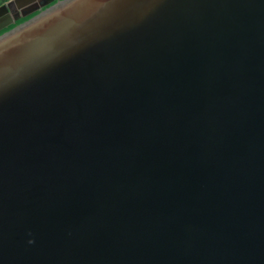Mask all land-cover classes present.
I'll use <instances>...</instances> for the list:
<instances>
[{
  "label": "water",
  "instance_id": "1",
  "mask_svg": "<svg viewBox=\"0 0 264 264\" xmlns=\"http://www.w3.org/2000/svg\"><path fill=\"white\" fill-rule=\"evenodd\" d=\"M35 11L0 33V264H264V0H11L0 30Z\"/></svg>",
  "mask_w": 264,
  "mask_h": 264
},
{
  "label": "trees",
  "instance_id": "2",
  "mask_svg": "<svg viewBox=\"0 0 264 264\" xmlns=\"http://www.w3.org/2000/svg\"><path fill=\"white\" fill-rule=\"evenodd\" d=\"M2 1H3V0H0V2H2ZM36 12H37V11H35V12L29 14V15L23 16V17H21V18H19V19H17L14 23H12V24L8 25L7 27H5L4 29H2V30L0 31V33H2L3 31L7 30V29L10 28V27H12V26H14V25H16V24H18V23L24 21L25 19H27L28 17H30L31 15H33V14L36 13Z\"/></svg>",
  "mask_w": 264,
  "mask_h": 264
},
{
  "label": "flooded vegetation",
  "instance_id": "3",
  "mask_svg": "<svg viewBox=\"0 0 264 264\" xmlns=\"http://www.w3.org/2000/svg\"><path fill=\"white\" fill-rule=\"evenodd\" d=\"M30 8H31V7H30ZM30 8H26V10H24V12H27L28 10H30ZM27 13H28V12H27ZM21 17H22V16H19L17 19H19V18H21ZM17 19H15L14 22H15ZM4 21H5V20H4ZM4 21H3V20L0 21V24L3 23ZM14 22H13V23H14ZM2 29H4V28H2ZM2 29H1V30H2ZM1 30H0V31H1Z\"/></svg>",
  "mask_w": 264,
  "mask_h": 264
},
{
  "label": "crops",
  "instance_id": "4",
  "mask_svg": "<svg viewBox=\"0 0 264 264\" xmlns=\"http://www.w3.org/2000/svg\"><path fill=\"white\" fill-rule=\"evenodd\" d=\"M9 1H11V0H3L2 2H0V7L3 6L4 4H6Z\"/></svg>",
  "mask_w": 264,
  "mask_h": 264
}]
</instances>
